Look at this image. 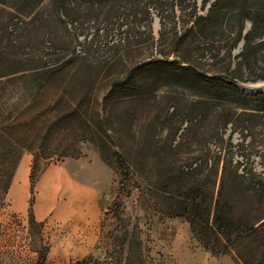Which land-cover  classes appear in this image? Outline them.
I'll list each match as a JSON object with an SVG mask.
<instances>
[{"label": "rangeland", "instance_id": "obj_1", "mask_svg": "<svg viewBox=\"0 0 264 264\" xmlns=\"http://www.w3.org/2000/svg\"><path fill=\"white\" fill-rule=\"evenodd\" d=\"M202 1L196 0V13L205 17L208 7L200 9ZM241 2L250 8L261 4H233ZM96 5L0 0L2 117H29L30 103L35 116L73 104L83 120L91 121L98 146L78 142L79 157L55 156L44 170L47 160L41 159L35 175L42 173L29 194L33 155L16 143L19 131H0V264H37L42 254L43 264L87 258L105 263L110 257L114 264H125L127 252L132 264H264L263 229L250 243L212 255L175 215L179 204L174 198L180 190L176 177L185 168L217 170L212 177L216 191L225 165L247 172L245 190L264 189V113L204 82L215 78L249 95L261 93L254 87L264 83V35L243 59V41L234 43L237 6L216 20L195 23L189 0L184 8L175 5L173 16L169 7L161 14L149 7L146 14L138 3L109 20L91 15ZM69 20L77 21L76 29ZM249 29L245 22L243 32ZM43 66L55 71L39 76L37 91L33 69ZM77 128H85L82 121ZM63 133L60 125L47 148L61 152ZM99 151L121 158L107 164ZM199 180L210 185L209 179ZM118 193L123 204L119 217L108 223L113 240L107 251L101 222ZM30 200L40 227L29 223ZM222 200L249 222L264 215V197L234 198L226 190Z\"/></svg>", "mask_w": 264, "mask_h": 264}, {"label": "trees", "instance_id": "obj_2", "mask_svg": "<svg viewBox=\"0 0 264 264\" xmlns=\"http://www.w3.org/2000/svg\"><path fill=\"white\" fill-rule=\"evenodd\" d=\"M191 5V16L195 23L212 21L218 19L219 16L225 12L233 10L234 6L238 7L239 10V29L236 34L235 44L243 41V51L241 57L249 55L252 50V44L255 40L259 39L264 35V0H261L256 8H250L246 3H239L234 5V0H203L200 9L207 8V14L205 17L197 15V3L196 0H189ZM88 3L93 6L95 3V13H91L93 17H99L103 15L105 20L111 19L113 16L118 15L121 10L132 9L136 4L142 3L143 8L147 13L149 7L156 8L161 14L163 10L170 8V13L173 14L174 6L179 4L180 8H184L185 0H113L110 5V0H87ZM234 5V6H233ZM65 15L69 17L66 9H63ZM148 18V17H147ZM164 19L160 17L159 23L162 24ZM250 23V29L244 34L243 26L244 23ZM67 23L71 25L73 29H76L78 24L75 20H69ZM69 25V26H70ZM17 27V24H16ZM147 27L151 29V21L148 18ZM10 32H14V29H9ZM99 28L95 30L98 33ZM167 68L182 71L184 67H179L172 63H163ZM33 75V82L37 87V91L41 88V78L55 71L53 67L43 66L36 67ZM264 80V77L260 78ZM203 82V80H202ZM205 83H213L214 86L225 90L227 92L241 96L242 98L249 101L257 112L264 113V93H258L255 95H249L245 92L238 90L233 84H227L220 79H204ZM34 103H30L29 117L19 114L16 116L2 117L0 114V131H8L9 129H16L21 134L16 143H18L22 149L28 150L32 153L33 159L29 173V194H32L33 185L37 181L39 175L48 166V162L51 161L55 156L59 157H70L77 158L80 156V150L77 146L78 142L91 143L97 146V141L94 139L93 130L91 128V121H86L81 118V115L76 105L66 104V107L56 106L52 109L50 115L46 116H35L31 113ZM79 121L84 124V129H78L77 125ZM63 126L64 133L63 138L59 147L61 152H53L50 147V143L47 142L50 134L56 132L59 126ZM29 128V130L27 129ZM27 129V130H26ZM78 131V132H77ZM104 132V131H103ZM2 138V136H1ZM79 138V139H78ZM100 142H103L101 137H98ZM98 147V146H97ZM100 152V151H99ZM100 157L105 163H109L113 157L121 158V156L112 152L110 156L104 155L100 152ZM47 160L44 163V167L35 175V169L40 160ZM230 165V163H229ZM217 174V170L206 168L203 169H190L185 168V172L180 173L176 177L180 190L174 193V198L179 204V209L175 213L176 216L183 218L189 225L190 232L193 238L208 252L215 256H221L227 254L230 249L239 244L250 243L258 230H264V215L257 218L256 220L249 222L233 212V208L228 207L223 203L222 197L226 194V190L232 194V196L240 198H255L257 196L264 197V189L262 186H258L253 192L245 190L244 182L245 177L248 175L247 172L238 173L237 170L230 169L229 166L225 165L222 171V177L218 190L216 191V180L212 179ZM256 175L255 173L252 174ZM210 180V185L204 187L200 185L199 178ZM216 196V199H215ZM123 204V197L118 193L115 198L111 201L102 217L101 230L105 233V246L107 251L110 249L111 235L107 230L108 223L116 220L121 212ZM28 213L29 223L32 226L40 227V223H36L32 214V201H29ZM264 238V232H263ZM108 240H110L108 242ZM264 240V239H263ZM109 243V244H108ZM46 251V249L44 250ZM122 251H120V256ZM241 257H239L240 259ZM44 254L40 256L37 264H43ZM72 264H114L113 258L110 257L109 261L99 262L90 258L76 261ZM125 264H132L131 256L127 252L125 258Z\"/></svg>", "mask_w": 264, "mask_h": 264}, {"label": "bare ground", "instance_id": "obj_3", "mask_svg": "<svg viewBox=\"0 0 264 264\" xmlns=\"http://www.w3.org/2000/svg\"><path fill=\"white\" fill-rule=\"evenodd\" d=\"M254 89H256V91H264V83L255 86Z\"/></svg>", "mask_w": 264, "mask_h": 264}, {"label": "water", "instance_id": "obj_4", "mask_svg": "<svg viewBox=\"0 0 264 264\" xmlns=\"http://www.w3.org/2000/svg\"><path fill=\"white\" fill-rule=\"evenodd\" d=\"M244 34H245V32H244ZM257 92H261V93H264V91H257Z\"/></svg>", "mask_w": 264, "mask_h": 264}]
</instances>
